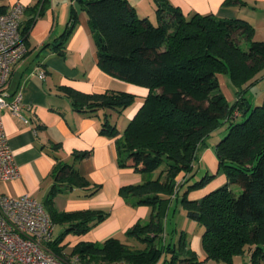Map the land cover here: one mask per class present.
<instances>
[{
  "label": "trees",
  "instance_id": "16d2710c",
  "mask_svg": "<svg viewBox=\"0 0 264 264\" xmlns=\"http://www.w3.org/2000/svg\"><path fill=\"white\" fill-rule=\"evenodd\" d=\"M75 1L87 15L99 66L149 89L121 135L107 113L100 132L116 138L121 166L157 176L120 189L129 202L151 207L147 220L137 221L126 231L127 237L144 247L134 248L111 237L102 243L78 242L72 252L85 261L157 264L163 258V264H199L184 231L179 243L165 241V220L176 195L178 175L185 172L182 183L188 181L211 135L228 123L225 135L216 143L217 172L207 171L205 178L190 188L204 187L220 173L227 176V182L201 198L185 197L183 207L189 218L204 226L202 247L207 260L231 264L236 257L246 256L244 264H264V103L252 107L246 96L247 87L264 68V41L254 39V25L242 17L212 13L186 16L170 0H154L157 23L139 15L129 0ZM48 3L37 0L32 7H25L28 19H22L21 32L26 43V33ZM246 4L245 0L223 1L224 7ZM7 8L0 0V10ZM77 18V8L72 7L71 22L53 47L59 54H65V41ZM222 74L237 88L232 103L221 88ZM64 89L76 110L94 115L101 109L122 112L137 99L127 91ZM239 116L243 118L237 120ZM75 155L85 157L90 152ZM52 173L58 181L52 193L62 189L60 180L70 186H91L70 163L59 160ZM99 189L95 185L87 194ZM49 213L54 222L68 223L48 245L60 256L64 246L58 244L64 234L85 233L108 215L101 210Z\"/></svg>",
  "mask_w": 264,
  "mask_h": 264
},
{
  "label": "crops",
  "instance_id": "0c3cea01",
  "mask_svg": "<svg viewBox=\"0 0 264 264\" xmlns=\"http://www.w3.org/2000/svg\"><path fill=\"white\" fill-rule=\"evenodd\" d=\"M16 1L18 0H3V3L9 7ZM20 1L29 8L37 0ZM129 1L137 8L139 15L147 16L153 23H157L154 0ZM223 1L170 0L171 4L179 7L186 16L199 12L212 13L219 17L245 18L255 27L254 39L264 41V0H245L247 4L242 7H224ZM72 7L77 8L78 18L65 41V54L62 55L53 47L59 43L61 35L71 22ZM27 19L28 15H24L23 20ZM26 37L29 51L13 68L4 89L9 101L22 95L20 115L12 114L9 108L2 111L5 133L15 151L20 175L12 180L0 181V194L19 196L28 193L44 203L49 212H106L108 215L87 232L64 234L58 244L64 246L62 256L56 254L68 261L77 255L72 249L81 241L102 243L115 237L133 245L134 242L127 237L126 231L137 221L147 220L151 207L129 202L120 189L124 185L140 183L150 176L154 178L157 173L144 174L119 164L116 138L100 132L105 113L109 115L112 123L119 125L120 118L115 116L118 111L101 109L96 115L78 111L64 88L73 87L86 92L119 90L136 94V102L122 111L126 123L140 107L149 89L116 77L99 66L87 15L75 0H49L44 13L35 19ZM48 43L50 45L46 46ZM38 69L45 71V78L39 76ZM219 80L226 83L222 75ZM119 130L121 135L124 129ZM210 143L213 145V142ZM87 151L90 152L89 156L75 155ZM205 153L213 164L208 171L216 173L219 161L211 147L208 146L200 152L197 162H200L201 155ZM59 160L74 165L78 172L90 181L91 186H70L60 180L59 183L64 184L62 189L52 193L54 185L58 183L52 172ZM181 180H184V176ZM226 182L227 176L220 173L204 187L192 190L190 198H201ZM95 185H99L100 189L88 195L87 192ZM67 226L68 223L55 222L53 241ZM57 228L59 230L55 233ZM187 244L200 254V259L207 260L205 252L201 253L200 238L190 241L187 238ZM246 258L236 257L231 264H244ZM163 260L162 258L157 264H163Z\"/></svg>",
  "mask_w": 264,
  "mask_h": 264
},
{
  "label": "built area",
  "instance_id": "2783aa9c",
  "mask_svg": "<svg viewBox=\"0 0 264 264\" xmlns=\"http://www.w3.org/2000/svg\"><path fill=\"white\" fill-rule=\"evenodd\" d=\"M24 13L25 5L20 0L5 11L0 10V181L20 175L15 151L5 133L2 111L9 108L12 114L20 115L22 95L9 101L4 89L13 68L29 51L21 32ZM38 74L45 78L43 69H38ZM54 229L55 222L44 203L28 193L0 194V264H126L124 261H85L78 255L71 261L61 258L48 247Z\"/></svg>",
  "mask_w": 264,
  "mask_h": 264
},
{
  "label": "rangeland",
  "instance_id": "374dc122",
  "mask_svg": "<svg viewBox=\"0 0 264 264\" xmlns=\"http://www.w3.org/2000/svg\"><path fill=\"white\" fill-rule=\"evenodd\" d=\"M255 37V35H254ZM243 46H247V43L244 41L242 42ZM226 79V83H223L220 81L221 88L228 100L229 103H232L237 96V88L233 85L231 79L228 77V75H223ZM246 96L248 97L252 107H255L257 105H261L264 103V68L257 74L255 80L253 83L247 87L246 90ZM234 99V100H233ZM115 116L120 118V123L117 126L118 128L125 129L128 125V121L126 123L125 114L123 112H117ZM243 116H239L236 119L241 120ZM127 124L124 128V124ZM228 123L222 124L219 126L218 129L215 130V132L211 135V138L209 139V142H213V145L211 143L209 144V147L213 149V152L216 154V140L221 139L225 132L227 131ZM196 168L194 169V173L192 176H189L188 181L186 183H182L181 178L186 175L185 172L181 173L177 177V189H176V195L174 196L169 209L167 213V217L165 220V241L168 244L172 243H179L181 232L184 231L187 235L188 240H194L195 238H200L201 240V253H204L203 247H202V233L204 231V226L200 224L199 222L189 218L186 215V212L183 207V199L185 197H190L191 188L190 186L194 184L195 182L202 180L205 178L208 168L212 166L213 164L208 158L207 153L201 155L200 162H196ZM202 188V187H201ZM236 189V188H235ZM195 190V189H194ZM237 190V189H236ZM58 228L55 230L57 233ZM134 248H142L144 247L143 244L133 240ZM196 255L199 258V264H217L214 260H204L200 259V254L195 251ZM171 258V256L169 257Z\"/></svg>",
  "mask_w": 264,
  "mask_h": 264
}]
</instances>
